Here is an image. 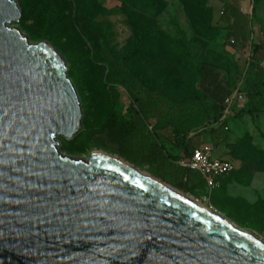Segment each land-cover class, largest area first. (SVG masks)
Here are the masks:
<instances>
[{"label": "rangeland", "instance_id": "1", "mask_svg": "<svg viewBox=\"0 0 264 264\" xmlns=\"http://www.w3.org/2000/svg\"><path fill=\"white\" fill-rule=\"evenodd\" d=\"M18 2L22 18L13 26L32 42L52 45L80 97L81 129L73 140L59 137L66 155H118L183 190L178 144H210L235 169L211 195L193 185L197 177L190 178L193 192L183 191L264 242V0ZM79 13L101 32V50L81 31ZM201 66L217 75L202 77ZM237 93L243 101L224 102ZM138 94L140 106L131 98ZM218 101L225 110H215ZM111 113L138 121L129 152L98 133ZM159 141L165 151L144 163L138 142Z\"/></svg>", "mask_w": 264, "mask_h": 264}, {"label": "water", "instance_id": "2", "mask_svg": "<svg viewBox=\"0 0 264 264\" xmlns=\"http://www.w3.org/2000/svg\"><path fill=\"white\" fill-rule=\"evenodd\" d=\"M0 0V264H264V245L101 154L66 155L83 109L63 57Z\"/></svg>", "mask_w": 264, "mask_h": 264}, {"label": "trees", "instance_id": "3", "mask_svg": "<svg viewBox=\"0 0 264 264\" xmlns=\"http://www.w3.org/2000/svg\"><path fill=\"white\" fill-rule=\"evenodd\" d=\"M79 27L81 31L86 35L87 39L92 43L93 47L97 50H101V32L98 31L94 25L88 20L87 16L83 13H79L78 16ZM199 71L202 77L211 75L215 77L217 74H213L212 70L209 67L201 66ZM229 97V96H228ZM227 97V98H228ZM131 98L135 101V104L140 106L142 104V97L140 94L134 96L131 95ZM226 100V98H225ZM224 100V102H225ZM222 102V103H224ZM220 101H218L217 106H215V110L217 112L225 110V106H223ZM139 125L136 119H127L121 114L111 113L107 119L103 122L98 133L102 136L103 140L113 145V147L117 150L119 149L122 154L124 152H129V149L126 145L132 141L134 142V138L136 134L139 132ZM131 142V143H132ZM140 145L137 147L139 151H141L146 156V162L144 163H153L155 162L152 158L153 152L157 149L158 152H163L164 146L162 143L158 144V142H153L151 144H142V142H138ZM182 149L186 152V155H190L189 153V145L184 141L180 143ZM159 155V154H158ZM168 155V154H167ZM123 156V155H122ZM169 157L171 155H168ZM126 158V157H125ZM129 161V159H128ZM130 162V161H129ZM133 163V162H131ZM184 179L178 183V187L183 190H187L189 192H193L195 186H190V178L197 177V182L193 185L202 184L205 186L202 177L196 172L191 171L190 169H184Z\"/></svg>", "mask_w": 264, "mask_h": 264}, {"label": "built area", "instance_id": "4", "mask_svg": "<svg viewBox=\"0 0 264 264\" xmlns=\"http://www.w3.org/2000/svg\"><path fill=\"white\" fill-rule=\"evenodd\" d=\"M244 97V94L237 93L234 96H229L225 101L230 105L233 98L243 101ZM178 164L199 174L210 195L219 187L220 180L235 169L233 162L217 157L213 146L206 143L193 146L190 155L182 156L178 160Z\"/></svg>", "mask_w": 264, "mask_h": 264}, {"label": "bare ground", "instance_id": "5", "mask_svg": "<svg viewBox=\"0 0 264 264\" xmlns=\"http://www.w3.org/2000/svg\"><path fill=\"white\" fill-rule=\"evenodd\" d=\"M95 154H101V155H104V156H107L109 158H111L112 160H114L115 162L129 168V169H132L134 171H137V172H140V173H143L144 175L148 176L149 178L153 179L154 181L158 182L159 184L163 185L164 187H166L167 189L171 190L172 192L184 197V198H187V199H190L191 201L195 202L196 204L200 205L201 207H203L204 209L208 210L209 212L213 213L214 215L218 216L219 218H221L222 220L226 221L227 223H230L232 224L234 227H237L235 226L230 220H228L226 217H224L222 214H220L219 212L209 208L208 206H206L205 204L201 203L200 201H198L194 196H192L190 193L186 192V191H183V190H179L177 188H174L173 186L155 178L154 176L148 174V173H145L143 170L137 168L134 164L130 163L129 161L125 160L124 158H122L121 156H118V155H113V154H108L106 152H95ZM238 228V227H237ZM241 230V229H240ZM242 232L246 233L247 235L251 236L252 238H254L255 240L259 241L260 243H262L264 245V242L262 240H260L259 238H257L254 234H252L251 232L249 231H245V230H241Z\"/></svg>", "mask_w": 264, "mask_h": 264}, {"label": "crops", "instance_id": "6", "mask_svg": "<svg viewBox=\"0 0 264 264\" xmlns=\"http://www.w3.org/2000/svg\"><path fill=\"white\" fill-rule=\"evenodd\" d=\"M228 96H226V98H227ZM218 104V103H217ZM217 104H216V106H217ZM160 142V141H159ZM161 143V142H160ZM188 145H189V147H190V151H189V153L191 152V149H192V147L193 146H196V145H199V144H202V143H199V142H195V143H193V142H190V143H187ZM178 146H179V150L177 151L178 152V154H180L181 156H184V155H186V152L182 149V147H181V145L180 144H178ZM160 153H162V152H158V150L156 149L154 152H153V155H152V158H153V160L155 161L156 159H157V157H158V154H160ZM215 155H216V151H215ZM217 156V155H216ZM132 164H135V163H132ZM146 164H148V165H152L153 163H146ZM225 178V177H224ZM224 178H222L221 180H220V185H221V183H222V181H223V179ZM220 185H219V187H220ZM205 188H206V186H204ZM218 187V188H219ZM218 188H216V190L218 189Z\"/></svg>", "mask_w": 264, "mask_h": 264}, {"label": "flooded vegetation", "instance_id": "7", "mask_svg": "<svg viewBox=\"0 0 264 264\" xmlns=\"http://www.w3.org/2000/svg\"><path fill=\"white\" fill-rule=\"evenodd\" d=\"M142 109V108H141ZM141 109H139V111L141 112ZM139 111H137L138 112V114H139Z\"/></svg>", "mask_w": 264, "mask_h": 264}]
</instances>
